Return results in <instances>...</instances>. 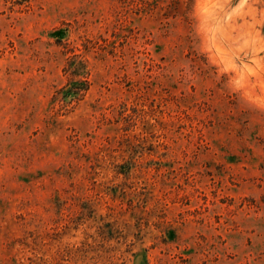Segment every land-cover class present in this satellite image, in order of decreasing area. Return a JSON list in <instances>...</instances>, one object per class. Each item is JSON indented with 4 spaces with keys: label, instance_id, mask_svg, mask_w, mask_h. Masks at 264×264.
Listing matches in <instances>:
<instances>
[{
    "label": "rangeland",
    "instance_id": "374dc122",
    "mask_svg": "<svg viewBox=\"0 0 264 264\" xmlns=\"http://www.w3.org/2000/svg\"><path fill=\"white\" fill-rule=\"evenodd\" d=\"M0 264H264V0H0Z\"/></svg>",
    "mask_w": 264,
    "mask_h": 264
},
{
    "label": "trees",
    "instance_id": "16d2710c",
    "mask_svg": "<svg viewBox=\"0 0 264 264\" xmlns=\"http://www.w3.org/2000/svg\"><path fill=\"white\" fill-rule=\"evenodd\" d=\"M84 89L83 85L81 84H74L72 88H69L67 92L72 95H76L78 92Z\"/></svg>",
    "mask_w": 264,
    "mask_h": 264
}]
</instances>
